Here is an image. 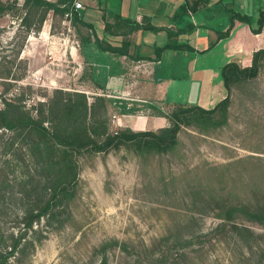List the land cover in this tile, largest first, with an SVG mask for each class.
<instances>
[{
    "label": "rangeland",
    "instance_id": "obj_1",
    "mask_svg": "<svg viewBox=\"0 0 264 264\" xmlns=\"http://www.w3.org/2000/svg\"><path fill=\"white\" fill-rule=\"evenodd\" d=\"M82 1L86 8V0ZM18 2L17 8H21L24 0ZM15 11L0 17V108L4 100L15 98L32 108L56 89H79L89 96L103 94L87 90V86L95 84L84 64L61 57V46L56 41L79 37L73 18L61 20L50 14L41 32L32 30L28 35L21 15ZM230 59L229 63L235 61ZM181 62L177 61V66ZM170 64L171 61L164 62L163 72L167 77L178 75V67L172 71L168 69ZM180 70L183 71L180 80H169L168 97L172 102L183 103L197 95L191 75H187V71L194 74L191 59ZM219 77L222 79L221 72ZM107 97L114 103L124 101L113 92H107ZM231 100L230 122L226 127L207 134L183 128L179 146L167 155L141 158L121 151L106 157H80V187L71 204V220L60 230L43 223L48 238L23 264H100L93 253L104 241L119 239L141 247L151 245L169 231L185 236L193 231L208 232L220 222L214 211L218 204L263 200L264 68L256 80L234 88ZM127 104L135 115L154 114L151 107L158 105ZM169 109L167 106L165 112ZM120 112L112 110L111 120ZM0 135H3L1 166L9 132L0 131ZM19 190L17 186L15 192ZM17 209L16 200L11 199L0 214V226L6 233L12 230ZM192 217L196 221H191ZM238 222L264 234L259 225L246 220ZM229 242H215L198 264H264V252L256 244H251L250 252L240 241L229 239ZM109 264L137 263L136 258L116 249L109 253Z\"/></svg>",
    "mask_w": 264,
    "mask_h": 264
},
{
    "label": "trees",
    "instance_id": "obj_2",
    "mask_svg": "<svg viewBox=\"0 0 264 264\" xmlns=\"http://www.w3.org/2000/svg\"><path fill=\"white\" fill-rule=\"evenodd\" d=\"M203 1L208 3V0H199L193 10ZM74 2L24 0L22 7L17 8L18 0H0V17H5L15 9V14L21 15L22 25L30 35L32 30H43L50 14L64 19L67 13L73 12ZM182 10L187 12L185 6ZM84 12L82 10L73 14V24L78 29L81 43L91 41L93 36L101 51L127 55L130 43L124 40L118 47L100 40L93 25L84 21ZM119 19V16H115V27L130 25L129 34L135 31L167 32V43L156 48L158 61L167 50L196 52L190 42L181 40L182 36L195 32L196 27L192 23L183 29H162L151 24L145 27ZM253 19L252 15L232 11L230 27L226 32H217L218 41L231 36L236 22L251 26L255 35L261 34L264 31V10L259 13L256 28L253 27ZM128 33L123 35L125 39ZM22 52L21 48L20 57ZM263 68L264 49L254 52L250 66L227 63L222 68L221 77L228 95L213 108L177 104L170 112H164L152 106L154 115L169 121V126L155 131L115 127L111 111L120 109L121 115H126L132 114V109L127 102L114 103L108 98L106 87L99 84L94 76L89 78L95 87H87L92 89L89 92L103 91L101 95L89 96L79 89H56L52 94H45V100L32 108L19 98L4 100V106L0 108V131L9 132V140L4 150L6 157L0 166V214L11 199L16 200L18 209L13 213L10 232L6 233L0 226V264H23L27 257L34 254L48 238L42 229L43 223L55 230L69 223L72 218L71 204L79 194L80 157H106L121 151L141 158L167 155L179 146V135L183 128H195L203 134L220 130L230 122L231 93L234 88L256 80ZM17 186L20 190L15 192ZM214 211L220 222L208 232L193 231L185 236L181 232L169 231L151 245L141 247L111 239L96 247L93 254L99 257L100 264H109V253L116 249L127 257L136 258L137 264H198L215 242L230 243L229 239L244 243L250 252L253 250L251 244H256L264 252V234H258L238 222L246 220L264 229V199L255 202H222ZM191 221H196V218L192 217Z\"/></svg>",
    "mask_w": 264,
    "mask_h": 264
},
{
    "label": "crops",
    "instance_id": "obj_3",
    "mask_svg": "<svg viewBox=\"0 0 264 264\" xmlns=\"http://www.w3.org/2000/svg\"><path fill=\"white\" fill-rule=\"evenodd\" d=\"M197 2L199 0H86L84 21L93 25L100 40L112 46L121 47L124 40L130 43L127 55L101 51L93 36L91 41L83 44L80 37L72 39L67 35L68 38H61L62 41H56V44L61 46L62 58L84 64L87 73L100 81L104 79L97 82L105 86L107 92L120 94L122 100L130 105L158 104L157 107L164 112L167 106L172 110L177 104L200 105L201 102V106L213 108L228 95L219 77L228 60L232 57L234 62L247 67L252 63L254 52L264 49V31L255 35L249 25L236 22L231 36L220 41L217 32L229 29L232 11L252 15L253 27L256 28L259 13L264 10V0H208L207 4L204 1L198 3L199 7L193 10ZM183 6L187 12H183ZM178 13L180 15L176 16ZM115 16L123 22H136L145 27L151 24L162 29H183L192 23L196 27L195 32L182 36L181 40L190 42L196 52L167 50L158 61L156 48L167 43V32L135 31L129 34L130 25L115 27ZM107 26L110 27L107 29ZM74 29L78 33L77 27ZM88 31L92 32L91 29ZM127 33L129 35L125 39L123 35ZM209 43L215 45L208 47ZM217 56L225 61L216 60ZM190 59L194 74L187 71V75H191L189 78L197 95L183 103L172 102L168 97L169 80H180L183 72L180 69ZM165 61H171L168 69L173 71L178 67L180 73L167 77L163 72ZM177 61H182L179 66ZM87 90L92 89L87 87ZM115 116L117 128L155 131L169 126L167 118L154 114Z\"/></svg>",
    "mask_w": 264,
    "mask_h": 264
},
{
    "label": "built area",
    "instance_id": "obj_4",
    "mask_svg": "<svg viewBox=\"0 0 264 264\" xmlns=\"http://www.w3.org/2000/svg\"><path fill=\"white\" fill-rule=\"evenodd\" d=\"M84 4H83V1L82 0H75V2H74V6H73V12H69V13H67L66 15H65V17L67 18V19H72L73 18V14H74V12H80V11H82V10H84ZM115 119H116V117H114V119H113V123L115 122Z\"/></svg>",
    "mask_w": 264,
    "mask_h": 264
}]
</instances>
